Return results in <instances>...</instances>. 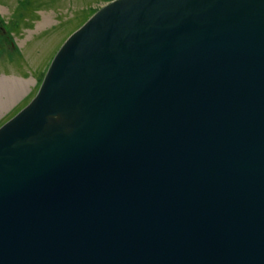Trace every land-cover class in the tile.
<instances>
[{
  "label": "water",
  "instance_id": "obj_1",
  "mask_svg": "<svg viewBox=\"0 0 264 264\" xmlns=\"http://www.w3.org/2000/svg\"><path fill=\"white\" fill-rule=\"evenodd\" d=\"M0 126V264H264V0H114Z\"/></svg>",
  "mask_w": 264,
  "mask_h": 264
},
{
  "label": "rangeland",
  "instance_id": "obj_2",
  "mask_svg": "<svg viewBox=\"0 0 264 264\" xmlns=\"http://www.w3.org/2000/svg\"><path fill=\"white\" fill-rule=\"evenodd\" d=\"M112 1L0 0V82H23L17 101L0 110V126L37 93L63 41Z\"/></svg>",
  "mask_w": 264,
  "mask_h": 264
},
{
  "label": "bare ground",
  "instance_id": "obj_3",
  "mask_svg": "<svg viewBox=\"0 0 264 264\" xmlns=\"http://www.w3.org/2000/svg\"><path fill=\"white\" fill-rule=\"evenodd\" d=\"M23 82L16 83L15 81L12 83L0 82V110H6L10 105H12L18 96L20 95L22 89L21 85Z\"/></svg>",
  "mask_w": 264,
  "mask_h": 264
},
{
  "label": "flooded vegetation",
  "instance_id": "obj_4",
  "mask_svg": "<svg viewBox=\"0 0 264 264\" xmlns=\"http://www.w3.org/2000/svg\"><path fill=\"white\" fill-rule=\"evenodd\" d=\"M0 32H3V30H2V26L0 27Z\"/></svg>",
  "mask_w": 264,
  "mask_h": 264
},
{
  "label": "trees",
  "instance_id": "obj_5",
  "mask_svg": "<svg viewBox=\"0 0 264 264\" xmlns=\"http://www.w3.org/2000/svg\"><path fill=\"white\" fill-rule=\"evenodd\" d=\"M93 13H94V12H93ZM93 13H92L90 16H92V15H93ZM90 16H89V17H90ZM89 17H88V19H89ZM88 19H87V20H88ZM84 22H85V21H84ZM84 22H83V23H84ZM82 25H83V24H82Z\"/></svg>",
  "mask_w": 264,
  "mask_h": 264
}]
</instances>
